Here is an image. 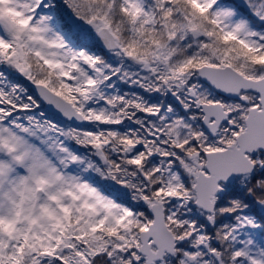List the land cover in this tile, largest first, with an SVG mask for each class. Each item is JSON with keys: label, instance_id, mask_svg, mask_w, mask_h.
Listing matches in <instances>:
<instances>
[{"label": "rangeland", "instance_id": "374dc122", "mask_svg": "<svg viewBox=\"0 0 264 264\" xmlns=\"http://www.w3.org/2000/svg\"><path fill=\"white\" fill-rule=\"evenodd\" d=\"M122 1L128 19L136 15L138 21L128 28L103 18L93 20L96 6L92 0H71L75 5L67 18L77 26L81 23L79 32L88 41L78 44L55 19L61 2L0 0V56L7 67L26 72L22 59L31 48L38 55L31 54L30 60L41 58L52 72L51 85L46 84L92 118L95 126L121 124L119 117L128 109L126 101L148 116L147 122L141 121L143 131L122 139L123 151L132 143L139 147L129 148L125 153L129 159L123 158L120 165L113 168L105 145H97L103 149L105 167L117 191L128 188L135 201L141 200L143 209L135 211L93 182L90 154L71 152L67 141L90 135L96 127L57 122L43 109L25 115L0 110V264H89L96 255L112 264H145L139 232L152 221L151 204L163 201L172 230L173 225L183 226L186 220L181 216L194 204L190 201L195 198L192 186L198 170L204 169L205 152L232 142L244 128L248 108L257 105L251 94H246L248 104L218 94L198 77L196 67L230 64L246 76H264V0H234L252 16L250 22L230 0ZM177 4L182 14L172 10ZM101 25L116 34L121 49L99 59L90 44ZM194 30L205 36L193 38ZM162 35L168 38L161 41ZM198 51H203L200 56ZM125 54L147 60L148 68L126 62ZM169 68L176 70L175 75ZM1 76L0 71V101H9L12 92L7 94L6 86L11 81ZM124 87L145 89L148 94L158 90L160 100L149 102L142 95L139 102ZM10 90L24 94L13 84ZM173 96H177L178 107L169 100ZM1 102L0 109H6ZM25 102L37 110L38 102L30 95ZM201 102H221L229 111L216 137L202 126ZM94 133L101 144L103 134ZM253 159L257 162L258 158L254 155ZM179 205L182 215H176ZM257 205L264 208V202ZM171 208L175 209L172 213ZM226 209L231 211L226 206L217 208L209 219L216 222ZM237 217L225 231L234 249L244 251L246 264H264V226L252 214ZM177 238L181 242L177 248L183 250L179 264H217L203 233L193 239ZM201 251L211 258H202ZM173 260L166 256L155 264H173Z\"/></svg>", "mask_w": 264, "mask_h": 264}, {"label": "trees", "instance_id": "16d2710c", "mask_svg": "<svg viewBox=\"0 0 264 264\" xmlns=\"http://www.w3.org/2000/svg\"><path fill=\"white\" fill-rule=\"evenodd\" d=\"M54 1L61 2V5H63L60 9H58V14H55V19L60 21L59 24L65 35H71L72 38L76 39L78 44H88V41H85L82 38L81 32H79L83 27L81 23H79V25L77 26L76 22L73 21L70 16L67 18L68 13L73 11L72 7L75 4L73 2H70L71 0ZM122 2V0H92L91 5L96 6V15L92 19L95 20L97 18H103L105 21L112 25H117L119 22V26L124 25L126 28H128L129 25H132L134 20V22L137 23L138 21L136 19V15H132L130 20L128 19V17L130 16L128 14V11L123 9ZM165 3H167V1ZM172 10L176 11V13L182 14V10L180 9V6L178 4L175 5ZM64 29H66V31ZM160 38L161 41H164V39L166 40L168 36L162 35ZM13 44L15 45L16 42H14ZM90 49L95 52L99 59L106 57L107 52L98 45L95 39L92 40ZM29 50L30 51L28 52L25 50V54L23 56L25 57V60L22 59V66L27 69L24 73L19 70L13 72L10 67H7L4 60H0V70L7 74V76L14 77L8 78L11 82L6 86L9 89L7 94H10V92H12L11 100L2 101L3 104L4 102L7 103V111L10 110L9 112L14 111L16 108H19L20 111L25 112L27 111L26 109L28 107H34L32 106L34 104H28L25 102L27 95H30L33 100H36L38 102L35 108L40 105L41 107H43V109H45L44 105L41 104L39 99L33 93L30 80L32 79L33 81L45 82L51 85V82H49V78L51 77L52 72L48 70L47 65L41 58L37 59L36 61H33L32 59L30 60L31 54L38 55V53H34L31 48H29ZM202 52L203 51H198L197 54H199L200 56ZM0 53L2 52L0 51ZM219 55L223 54L219 53ZM26 64L28 65V67H25ZM170 72L172 73V75H175L174 73H176V70L170 69ZM167 73L168 71L166 72V74ZM27 76H31L32 78H28ZM11 84L16 85L19 89L23 90V96L14 92L13 90H10ZM124 90L131 92L130 96H136L139 102L142 100V97L144 95L145 97L149 98V102H156L160 100L159 91L155 89L153 90L154 92L152 91V94H148L147 92L145 93V89L139 88L130 89L128 87H124ZM124 95L126 96L125 93ZM2 96L4 97L3 94ZM136 97H134L135 100ZM169 100L174 103V99L169 98ZM23 104H27L28 106H24L23 108ZM126 105L128 106L127 113L122 114L119 117V121H122L121 124L114 125L102 123V125L99 127L95 126V124L91 125V128L96 127L94 132L97 131L103 134L104 141H102L101 144L99 139L95 138L98 135L94 132H92V134L90 135H86L76 140L74 138L70 139L69 143L70 145H72V148H75L77 152L90 154V156L92 157L91 160L94 162L89 165V168L91 173L93 174V180L99 186L103 187V189H105L110 195L116 197L129 208L135 211H139L143 209L141 200L139 199L135 201L134 199L136 197L128 192V188H123V190L117 191L115 182L111 181V173L106 169L105 165L100 164L96 160L95 156V149H97V145L103 144L105 145L103 149L106 150L107 156L109 158L108 162L111 161L110 163L112 164L113 168L116 165H120L123 158H125V160L129 159V155H126L122 150V148H124L122 146V139H127L126 136L132 137L133 135L138 134V132L140 133L141 131H143L144 127H142L141 121H143V123L147 122L146 119L148 118V116L146 112L142 109H139L137 105H134L128 101H126ZM174 105L178 107V105ZM1 110L5 111V109ZM257 157L261 159V163L254 174L237 177L234 181L222 185V190L220 191V200L217 204L218 208L226 206L230 207L231 211L226 209L222 217H220L216 222H213L209 219L214 215L201 211L192 203H190V212L184 215H182L183 211L181 210L180 205L177 206L178 212L176 213V215L181 214V218H185L186 222H184L183 226H175L172 224L173 231L179 238H181L182 236H188V238L190 239H193L198 232L203 233L205 242H207V239H209V246L210 248H212V250L215 251L214 253L217 258V264H246L245 259H247V255L244 254V251H237L234 249V246L229 239L230 235L225 232L228 229L226 225L236 223V221L238 220L237 216L241 213H245L247 215L252 214L254 215V218L257 222L264 224V208L257 205V202H264V152L258 153ZM93 165L96 167V169H93ZM193 200L194 198L192 197L190 201L192 202ZM166 211L168 210L166 209ZM172 211H175V209L171 208V213ZM116 228H118L117 232H120V227L117 226ZM74 229H78L77 224L74 225ZM109 233H111V231ZM90 244L91 243H89V240L86 239V245L90 246ZM178 246L181 247V242L178 243ZM204 250H206V248H204ZM182 251V249H178L177 255L173 257V262L175 264L180 263L178 262V258ZM201 255H204L202 258H211L210 253L201 251ZM98 256L100 255L93 256V258L90 259L89 264H112L109 260L105 259V256Z\"/></svg>", "mask_w": 264, "mask_h": 264}, {"label": "water", "instance_id": "95a60500", "mask_svg": "<svg viewBox=\"0 0 264 264\" xmlns=\"http://www.w3.org/2000/svg\"><path fill=\"white\" fill-rule=\"evenodd\" d=\"M194 37L201 33L193 32ZM98 44L106 51L120 49L116 35L108 26H101L95 32ZM126 58L138 65L148 68V62L134 55ZM202 81L210 85L218 93L229 98L241 99L247 102L240 93L253 92L259 95L260 106L251 107L245 118V128L236 139L223 149L206 153L205 169L200 170L195 178L193 190L196 195L195 205L205 212L213 213L216 208V195L220 184L232 181L236 176L253 173L255 163L249 156L258 150H264V76L258 79L245 76L232 65L204 64L196 69ZM33 91L45 103L47 110L54 116L74 125L91 124V120L79 112L65 97L51 90L43 83H35ZM191 96L194 92L191 91ZM203 113L202 124L206 131L215 136L221 124L225 122L229 113L220 102L201 103ZM98 160L105 163V157L98 149ZM153 221L148 228L140 233V253L146 264H154L168 253L175 255L176 236L170 230L165 219V208L162 202L151 206ZM153 245L156 249H153Z\"/></svg>", "mask_w": 264, "mask_h": 264}]
</instances>
